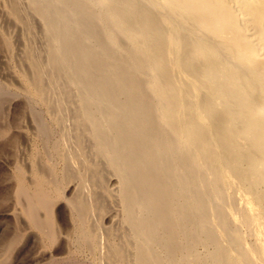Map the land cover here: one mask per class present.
<instances>
[{"label": "bare ground", "instance_id": "1", "mask_svg": "<svg viewBox=\"0 0 264 264\" xmlns=\"http://www.w3.org/2000/svg\"><path fill=\"white\" fill-rule=\"evenodd\" d=\"M0 117L3 262L264 264V0H0Z\"/></svg>", "mask_w": 264, "mask_h": 264}, {"label": "rangeland", "instance_id": "2", "mask_svg": "<svg viewBox=\"0 0 264 264\" xmlns=\"http://www.w3.org/2000/svg\"><path fill=\"white\" fill-rule=\"evenodd\" d=\"M16 102V103H15ZM20 103V101L18 102V100H14L13 102L12 101H10V103H8V113H6V115H7V117H9V115H10V117H9V119L11 120V118H12V116L15 114L13 111L15 110V112L18 110V104ZM12 104V105H11ZM14 106V107H13ZM17 106V107H16ZM10 107V108H9ZM16 107V108H15ZM14 113V114H13ZM3 114L4 113H2V118H3ZM0 119H1V117H0ZM2 142H0V151H2V152H0V196H1V194L3 193V191H5V190H3V188L4 189H6V190H8L10 187L9 186H11V184H12V180H11V178L9 177L10 175V173L12 172V159H10V157L12 158V153H10V151L12 152V150H11V148H9V146L8 147H6V148H4V146L1 144ZM3 146V147H2ZM6 149V150H4V149ZM9 149V150H8ZM4 150V151H3ZM5 151H7V152H5ZM6 153V154H5ZM10 153V154H9ZM4 154V155H3ZM11 155V156H10ZM3 156V157H2ZM7 156H9L8 158L11 160L10 161V164H9V159L8 160H6V159H4V158H6ZM4 160H5V162H4ZM7 161V162H6ZM6 170V171H5ZM4 172H6V173H4ZM9 172V173H8ZM5 174V175H4ZM9 175V176H8ZM6 176H8L6 179H4V177ZM3 179V180H2ZM7 180H9V181H6ZM6 182V183H5ZM11 182V183H10ZM8 183H10V185H8ZM2 192V193H1ZM2 200V201H1ZM3 202V203H2ZM5 202V200L4 199H2L1 197H0V206H2V208H0V210L1 211H3L4 210V212L2 213L1 211H0V214L2 215H0L1 217L0 218H2V219H0V242L2 241V243H0V256H2V255H4L5 254V252L7 251L6 250V247H5V245L7 244V242H8V240H9V235L11 234V232H12V234L10 235V236H12L13 234H14V232H13V229H11L12 227H13V225H12V220H11V217L10 216H6V212H7V210L8 209H10V207H11V204H9L8 203V205L6 204V203H4ZM9 202H11V201H9ZM4 204V205H3ZM5 205H6V207H5ZM10 205V206H9ZM5 208H4V207ZM6 209V210H5ZM6 211V212H5ZM3 214H5V215H3ZM4 217V218H3ZM6 218H8V219H6ZM2 220V221H1ZM6 221V222H5ZM8 222V223H7ZM3 223V224H2ZM6 224L8 225V226H6ZM6 227H7V229H6ZM5 228V229H4ZM8 228H10V229H8ZM8 233H9V235H8ZM4 234H5V236H4ZM7 235V236H6ZM1 236H3V237H1ZM4 237H5V239H4ZM3 238V239H2ZM6 238H8L7 240H6ZM5 240V241H4ZM33 242V243H32ZM25 243H27V244H25ZM24 244H23V246H22V248L23 249H20L21 251H19L18 252V250H19V248H16V249H14V252H13V254L10 256V260H8V261H10V262H12L13 261V259H14V262H12V264H15V263H17V264H21V262L24 260V259H26V261H28V262H25V261H23L22 263L23 264H27V263H31L32 264V262L33 261H35L34 262V264H39L38 262H40V264H73L74 263V261H69L67 258H66V255L64 254V252L63 251H61L60 249V251L58 250V248H51V249H49V253L45 256H39V257H36V258H34L33 256H31V255H33L34 254V251L35 250H37V249H35V247L37 248V245H34V243H36V244H38L35 240H29V242L27 241V242H25ZM33 244V245H32ZM4 245V247H2ZM26 245V246H25ZM32 248V249H31ZM34 249V250H33ZM16 250V251H15ZM25 250H27V252H28V254L27 253H23V252H26ZM33 250V251H32ZM30 251V252H29ZM54 253H53V252ZM59 251V252H58ZM55 252H57V254L55 253ZM4 253V254H3ZM15 253V254H14ZM19 253V254H18ZM17 254V255H16ZM25 254V255H24ZM31 254V255H30ZM50 254V255H49ZM64 254V255H63ZM18 255H20V257L18 256ZM29 255L31 256V257H29ZM58 255V256H57ZM28 256V257H27ZM55 256H57V257H55ZM22 257H24V259H22ZM41 257V258H40ZM55 257V258H54ZM19 258V259H18ZM30 258V259H29ZM61 258V259H60ZM80 258H82V257H80ZM4 258H2V257H0V264H11V263H9L8 261H5V262H3L2 260H3ZM17 259V260H16ZM36 259V260H35ZM45 259V261H44V263H41V262H43L42 260H44ZM58 259H60V261H57ZM63 259V260H62ZM12 260V261H11ZM19 260H22V261H19ZM56 260V261H55ZM18 261V262H17ZM36 261H38L37 263H36ZM54 261V262H53ZM51 262V263H50ZM74 264H76V263H74Z\"/></svg>", "mask_w": 264, "mask_h": 264}]
</instances>
